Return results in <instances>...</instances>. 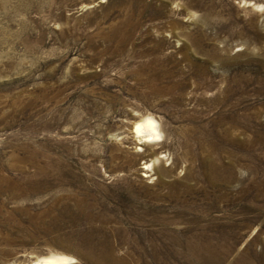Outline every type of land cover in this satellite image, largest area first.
Returning <instances> with one entry per match:
<instances>
[{
	"label": "rangeland",
	"instance_id": "374dc122",
	"mask_svg": "<svg viewBox=\"0 0 264 264\" xmlns=\"http://www.w3.org/2000/svg\"><path fill=\"white\" fill-rule=\"evenodd\" d=\"M52 255L264 264V0H0V264Z\"/></svg>",
	"mask_w": 264,
	"mask_h": 264
},
{
	"label": "bare ground",
	"instance_id": "6f19581e",
	"mask_svg": "<svg viewBox=\"0 0 264 264\" xmlns=\"http://www.w3.org/2000/svg\"><path fill=\"white\" fill-rule=\"evenodd\" d=\"M146 119H151L153 120L156 124H157V132L158 134L161 136V130H160V126L158 124V122L155 120V118L151 117V116H148V117H143V118H140L138 119L135 123H134V128H135V125L136 123H139V122H143L144 120ZM135 133V132H134ZM156 141H159V140H156ZM156 141H146L145 139L143 138H138V144L140 145H143V144H148V143H152V142H156ZM152 168V164H147L143 167V169H150ZM72 259L69 258V257H66V256H60V255H52V256H49L47 258H45L44 260H40L38 262V264H67L71 261Z\"/></svg>",
	"mask_w": 264,
	"mask_h": 264
},
{
	"label": "clouds",
	"instance_id": "9594fccd",
	"mask_svg": "<svg viewBox=\"0 0 264 264\" xmlns=\"http://www.w3.org/2000/svg\"><path fill=\"white\" fill-rule=\"evenodd\" d=\"M134 132L136 137L143 138L146 141H156L161 139V136L157 132V124L151 119L136 123Z\"/></svg>",
	"mask_w": 264,
	"mask_h": 264
}]
</instances>
